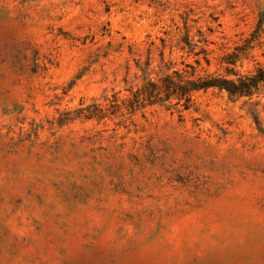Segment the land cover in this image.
Here are the masks:
<instances>
[{
	"label": "rangeland",
	"instance_id": "374dc122",
	"mask_svg": "<svg viewBox=\"0 0 264 264\" xmlns=\"http://www.w3.org/2000/svg\"><path fill=\"white\" fill-rule=\"evenodd\" d=\"M231 52L264 0H0V264H264V88L127 103Z\"/></svg>",
	"mask_w": 264,
	"mask_h": 264
},
{
	"label": "trees",
	"instance_id": "16d2710c",
	"mask_svg": "<svg viewBox=\"0 0 264 264\" xmlns=\"http://www.w3.org/2000/svg\"><path fill=\"white\" fill-rule=\"evenodd\" d=\"M236 51L239 49L236 48ZM238 58L236 52L226 53L221 57L223 74L205 70L198 74L195 65L186 63L182 71L174 69L171 72H164L157 78H148L136 89H129L127 103L133 107H140L176 99L175 104L181 105L182 109H188L192 104L191 94L208 88L224 90L228 96L250 97L264 88V62L258 64L253 71L240 74L235 69ZM205 61L209 63L207 58ZM194 62L199 65V59L196 58ZM162 66L169 69L165 62Z\"/></svg>",
	"mask_w": 264,
	"mask_h": 264
}]
</instances>
